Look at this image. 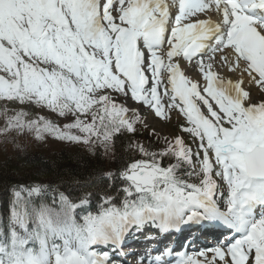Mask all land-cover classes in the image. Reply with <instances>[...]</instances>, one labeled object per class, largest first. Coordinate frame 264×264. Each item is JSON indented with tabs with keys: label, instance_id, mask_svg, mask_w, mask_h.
I'll list each match as a JSON object with an SVG mask.
<instances>
[{
	"label": "snow or ice",
	"instance_id": "6c2138e0",
	"mask_svg": "<svg viewBox=\"0 0 264 264\" xmlns=\"http://www.w3.org/2000/svg\"><path fill=\"white\" fill-rule=\"evenodd\" d=\"M0 102L12 142L131 137L115 171L13 187L0 264H264V0H0ZM141 108L184 123L146 146Z\"/></svg>",
	"mask_w": 264,
	"mask_h": 264
},
{
	"label": "trees",
	"instance_id": "16d2710c",
	"mask_svg": "<svg viewBox=\"0 0 264 264\" xmlns=\"http://www.w3.org/2000/svg\"><path fill=\"white\" fill-rule=\"evenodd\" d=\"M131 137L120 140L115 148V155L111 160L101 154L89 153L82 147L72 148L71 151H60L51 157L34 152L21 159L12 157L0 161V204L8 208L10 190L15 186H32L35 184H61L66 185L72 178L81 181L95 176L101 172L115 171L121 165L122 154L127 156L126 145ZM157 138H145L150 140ZM142 138L136 137L134 141L141 142ZM24 162V163H22Z\"/></svg>",
	"mask_w": 264,
	"mask_h": 264
},
{
	"label": "rangeland",
	"instance_id": "374dc122",
	"mask_svg": "<svg viewBox=\"0 0 264 264\" xmlns=\"http://www.w3.org/2000/svg\"><path fill=\"white\" fill-rule=\"evenodd\" d=\"M191 71L192 70H190L188 73H191ZM222 72L225 73V76L229 75V72H227L226 70H223ZM229 76L232 77V75H229ZM234 77L236 76H233L232 79ZM123 99L124 98H120L121 101H123ZM0 103H1L0 107L3 108L4 102H0ZM127 106L130 107L128 102H127ZM42 114L45 115L47 118L52 119L54 122H57L61 125L71 120L70 117L68 118V120H65L63 118H58L56 114L49 113L47 111L43 112ZM140 114L146 120L147 127H144V126L139 127V130L137 133L148 134L150 137L157 138V136H160L162 138L164 135H168L169 138L171 139L173 136L178 134V126L184 123L183 118L179 117L178 114H175L174 116L172 114L171 121L158 120L154 118V116L148 110L144 108L140 109ZM3 124H4V120L2 117H0V127H3ZM154 130H155V134H154ZM141 138H142V141L140 143L146 146L154 144L156 142V140H150L148 144L143 141L144 140L143 136ZM16 143L20 145V148L16 147ZM74 146L76 145L59 142L50 137L45 142H39L30 136H22V137L17 138L15 142H12L11 136L9 137L0 136V161L4 159L8 160V159H11L12 157L16 159H21L26 154H32L34 152L41 153L42 155H45L46 157H51L53 156L54 153H58L60 151H71L72 148H75ZM80 146L85 147L82 144ZM83 149L86 150V148H83ZM105 157L111 160V155L105 156ZM147 242L148 241H145L143 245L148 244Z\"/></svg>",
	"mask_w": 264,
	"mask_h": 264
},
{
	"label": "bare ground",
	"instance_id": "6f19581e",
	"mask_svg": "<svg viewBox=\"0 0 264 264\" xmlns=\"http://www.w3.org/2000/svg\"><path fill=\"white\" fill-rule=\"evenodd\" d=\"M191 70V68H189V70H188V72ZM229 75H232V77L233 76H236V77H234L233 78V80L235 79L236 80V78L238 77V75H239V73L237 72L236 74H231V73H229ZM229 75H227V76H229ZM225 76V75H224ZM226 77V76H225ZM253 92H256V90L253 88ZM258 95V94H257Z\"/></svg>",
	"mask_w": 264,
	"mask_h": 264
}]
</instances>
